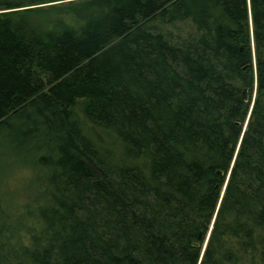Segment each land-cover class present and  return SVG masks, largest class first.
I'll use <instances>...</instances> for the list:
<instances>
[{
    "label": "trees",
    "instance_id": "16d2710c",
    "mask_svg": "<svg viewBox=\"0 0 264 264\" xmlns=\"http://www.w3.org/2000/svg\"><path fill=\"white\" fill-rule=\"evenodd\" d=\"M21 151L0 264H264V0H0Z\"/></svg>",
    "mask_w": 264,
    "mask_h": 264
},
{
    "label": "rangeland",
    "instance_id": "374dc122",
    "mask_svg": "<svg viewBox=\"0 0 264 264\" xmlns=\"http://www.w3.org/2000/svg\"><path fill=\"white\" fill-rule=\"evenodd\" d=\"M163 30L167 33L169 32L174 37L173 40L176 39V35L181 37L184 33L188 32L185 25H175L174 28L163 27ZM101 137L102 146L108 147L111 139L106 140L103 136ZM19 155L14 158H4L3 156L0 158V211L4 215L20 211L19 207H23L33 199L34 190H31L30 187L36 181L37 177L43 175L32 166H24L21 158L25 159V152L21 151ZM25 192L26 194L24 195Z\"/></svg>",
    "mask_w": 264,
    "mask_h": 264
},
{
    "label": "water",
    "instance_id": "95a60500",
    "mask_svg": "<svg viewBox=\"0 0 264 264\" xmlns=\"http://www.w3.org/2000/svg\"><path fill=\"white\" fill-rule=\"evenodd\" d=\"M242 96H243V98L245 99V91H242ZM244 129V128H243ZM227 176H228V174H227ZM227 176H226V179H227ZM226 181V180H225ZM225 184V183H224ZM224 184H223V187H222V190H221V194H222V191H223V188H224ZM221 194H220V196H221ZM212 223V222H211ZM210 228H211V224H210V227H209V229H208V231H207V233H206V235H205V237H204V240H203V244H202V249H201V253H202V251H203V249H204V246H205V243H206V240H207V238H208V235H209V231H210ZM200 239H201V236H200V234H198V236H197V238H196V243H198L199 241H200Z\"/></svg>",
    "mask_w": 264,
    "mask_h": 264
},
{
    "label": "bare ground",
    "instance_id": "6f19581e",
    "mask_svg": "<svg viewBox=\"0 0 264 264\" xmlns=\"http://www.w3.org/2000/svg\"><path fill=\"white\" fill-rule=\"evenodd\" d=\"M202 235V234H201ZM208 239V238H207ZM199 243V242H198Z\"/></svg>",
    "mask_w": 264,
    "mask_h": 264
}]
</instances>
